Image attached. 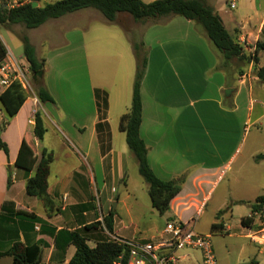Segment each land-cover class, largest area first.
<instances>
[{
	"label": "crops",
	"instance_id": "obj_1",
	"mask_svg": "<svg viewBox=\"0 0 264 264\" xmlns=\"http://www.w3.org/2000/svg\"><path fill=\"white\" fill-rule=\"evenodd\" d=\"M225 2L206 0L227 30L237 40H246L244 50L254 52L257 42L264 43V0H240L236 11ZM26 33L37 58L45 60L43 80L55 103H41L34 92L13 117L4 116L0 136L9 153L0 148V264L13 263L8 252L18 241L40 245L41 264H68L76 251L71 240L76 232L87 237L89 245L92 241L91 247L107 235L127 238L122 232L129 227L117 211L112 234L104 224L85 227L102 221L114 193L126 185L123 179L133 160L119 123L132 103L134 43L146 58L140 135L149 165L162 180L183 179L162 216L189 223L199 233H212L218 264H233L220 255L235 252L236 264H264V209L253 212L250 205L264 195V148L249 151L264 146V140L254 136L248 142L252 125H264V99L255 97L258 90L264 91V80L254 73L264 66V49L258 51V61L242 68L233 60L225 65L205 29L184 16L138 22L121 12L116 21H109L95 8L50 19L26 28ZM0 40L10 50L1 35ZM37 110L46 127L42 141L34 133ZM30 140L36 143V155L42 148L54 154L48 200L26 193L34 171L15 165L21 146ZM230 172L228 185L220 189ZM118 202L125 204L126 197L119 196ZM203 217L207 222L200 225ZM245 217H250L247 225L241 222ZM164 227L153 228L151 235L159 240ZM199 253L179 249L176 264H202Z\"/></svg>",
	"mask_w": 264,
	"mask_h": 264
},
{
	"label": "trees",
	"instance_id": "obj_2",
	"mask_svg": "<svg viewBox=\"0 0 264 264\" xmlns=\"http://www.w3.org/2000/svg\"><path fill=\"white\" fill-rule=\"evenodd\" d=\"M84 8H95L99 10L107 20L116 21L121 12L131 14L135 21L141 22L149 18L163 17L167 15H181L188 20L200 24L222 54L225 65L233 59H248L258 61L257 53L264 49V43L257 42L254 52L246 54L244 47L223 25L220 16L206 3V0H154L145 3L143 0H57L45 6L33 7L32 3L16 9L6 10L0 6V25L22 24L26 28H36L46 21L59 18L68 13ZM24 57L30 65L34 74L33 82L36 85V94L41 103H55L54 97L47 90L43 76L45 60L36 56L35 47L27 35H22ZM137 67L133 87L132 103L129 111L120 118L119 128L126 133V141L138 161V171L149 184V196L152 207L164 215L170 208L171 200L180 192L183 179L162 180L156 176L148 162V148L140 135V127L143 118V105L141 98V85L146 69V58L140 53V44L134 43ZM7 51L6 46L0 40V54ZM259 77L264 80V66L258 71ZM27 98L26 92L19 84L11 86L2 96L1 103L8 117H13L21 108ZM5 123H0L3 130ZM34 133L39 140L44 138L46 127L41 111L35 113ZM0 148L9 153L7 143L0 136ZM53 151L42 149L40 155H36L28 142H24L20 148L15 165L34 174L27 179L26 193L48 200L47 188L50 166L53 162ZM125 180V179H123ZM13 183L12 172L9 168L7 186ZM6 205V204H5ZM3 205L2 210L4 211ZM253 212H262L264 209V195L258 196L250 203ZM228 205L226 208H229ZM221 211L220 213H222ZM27 216L37 218L25 213ZM115 212L111 211L104 217V224L109 233H113ZM250 217L241 220L247 225ZM175 220L169 217L168 221ZM167 221V222H168ZM166 222V223H167ZM89 225L85 229L90 228ZM216 228V225H212ZM71 240L76 248L75 254L68 264H114L116 257L123 251H127L126 245L118 243L112 237L98 241L96 246L91 247L87 243V237L76 232ZM127 253V252H126ZM9 255L13 257L12 264H41L42 250L40 245H25L15 242ZM251 261L248 264H252Z\"/></svg>",
	"mask_w": 264,
	"mask_h": 264
},
{
	"label": "built area",
	"instance_id": "obj_3",
	"mask_svg": "<svg viewBox=\"0 0 264 264\" xmlns=\"http://www.w3.org/2000/svg\"><path fill=\"white\" fill-rule=\"evenodd\" d=\"M33 0H0V6L6 10L16 9L31 4ZM236 7V1L230 2ZM240 45L245 46L246 40L239 38ZM24 57H17L10 50L0 54V116H5L1 98L14 84H19L26 93L32 91V72ZM2 119V118H1ZM212 233H199L189 223L171 220L165 224L163 236L159 240L141 241L128 240L117 236L112 238L126 245L127 253L121 252L114 264H176V251L192 248L202 253V264H218L213 248Z\"/></svg>",
	"mask_w": 264,
	"mask_h": 264
},
{
	"label": "rangeland",
	"instance_id": "obj_4",
	"mask_svg": "<svg viewBox=\"0 0 264 264\" xmlns=\"http://www.w3.org/2000/svg\"><path fill=\"white\" fill-rule=\"evenodd\" d=\"M49 1L55 2L57 0H49ZM225 1L226 2L224 4V6L229 8L230 7L229 3L231 0H225ZM236 4H237V7L232 9L231 11H236L238 9V7L241 5L240 0H236ZM118 26H115V27H118ZM8 29L11 30L12 32L9 31ZM25 31H26V27L22 24L0 25V35L2 36L4 42L6 43V45L10 49V51L14 55H16L17 57H22L24 54L23 53V42L21 40V36L25 34ZM27 33L29 34V31ZM27 33L25 35H27ZM233 36L236 38V36L234 34H233ZM236 40H237V38H236ZM245 53L250 54L251 52L245 51ZM262 59L264 60V53H263ZM233 61H234V63L239 64V66H241V68L244 64L248 63L247 58L246 59H233ZM254 73L257 75L258 70L255 69ZM34 92L36 93V85L34 84V82L32 80V91L30 93H26V95H28V94L31 95ZM258 96H260L264 99V91L258 90L255 93V97L258 98ZM37 111H40V110H37ZM42 116H43V113H42ZM1 122L6 123L4 116H0V123ZM263 124H264V119L262 120V125ZM257 126H258L257 124L252 125V128L250 129V134L248 136V142L250 140H252L254 136H258V137L260 136V138L262 140H264V125L261 128H258ZM42 140H40V141H42ZM28 144L30 145L32 150L35 152V150L37 149L35 141L30 140V142H28ZM262 148H264V146L256 145L253 149H251L249 151L254 152V151H257L260 149L263 150ZM42 149H44V148H42ZM49 151H51V150H49ZM247 152H248V150H245L244 153H247ZM132 157H133L132 158L133 160L131 161L130 166H129L128 176H127V178L126 177L124 178L125 180H123V183L126 182V185L121 184L120 188L118 189V192L114 193V196L112 197V201H114V203L110 204L108 206V207H110V209L109 208L106 209V215L109 213V211H114V212L117 211L118 212V214L120 215V217L123 221L122 224L129 227L122 232V235L127 237L124 239L153 241V240H156L158 238L153 237L151 235L152 232L150 230H153V228H155V227L157 228V227L165 225L166 222L169 220V217L168 216H162L161 214H159V212H157L152 207L151 198L149 196V184L140 175V173L138 171V161H137L136 157L134 156V154ZM231 174H232V172H230L226 175L220 189H224V186L228 185L230 178H231ZM220 191L221 190H218L217 193ZM228 191H232V189L229 188ZM97 196L98 195H96V201H98ZM119 196H121L122 198L126 197L125 204L118 202ZM231 204H232V202L229 205H231ZM105 216L102 214V221H100L99 223H96V224L103 226ZM206 218H204V217L202 218L200 225L206 224V222H207ZM104 226H105V224H104ZM137 228L142 231V234L139 233V235H136ZM107 238H110V235H107ZM212 240L214 241V237H212ZM217 242L219 245H221L223 240L218 238ZM93 244L94 243L91 241L90 245H93ZM186 249H191V250H194V251L201 253L200 250H195L192 248H186ZM201 255H202V253H201ZM237 257H238L237 252H235L234 254H229V256H226V254L223 253L220 255V260L223 259V262H233V264H236L235 262L237 260ZM218 260H219V258H218Z\"/></svg>",
	"mask_w": 264,
	"mask_h": 264
},
{
	"label": "water",
	"instance_id": "obj_5",
	"mask_svg": "<svg viewBox=\"0 0 264 264\" xmlns=\"http://www.w3.org/2000/svg\"><path fill=\"white\" fill-rule=\"evenodd\" d=\"M39 3H38V0H33L32 1V6L33 7H38ZM32 72V75L34 74L33 70L31 71Z\"/></svg>",
	"mask_w": 264,
	"mask_h": 264
}]
</instances>
